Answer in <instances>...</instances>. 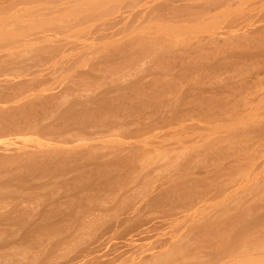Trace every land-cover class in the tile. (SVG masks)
I'll use <instances>...</instances> for the list:
<instances>
[{"label":"bare ground","instance_id":"bare-ground-1","mask_svg":"<svg viewBox=\"0 0 264 264\" xmlns=\"http://www.w3.org/2000/svg\"><path fill=\"white\" fill-rule=\"evenodd\" d=\"M261 54L264 0H0V88H13L8 93L0 89V165L5 167L0 173H11L0 179V209L9 204L0 210V264H264V205L258 207L256 200L245 204L233 195L250 183L249 194L264 186V157L250 162L253 152L249 163L243 161L249 151L244 141L257 133L264 138V77L257 96L255 80L251 93L247 78L239 74L241 82L234 87L244 85L249 92L241 96V89L228 87L226 95L239 92L243 103H251L240 112L234 108L228 114L224 105L218 107L238 95L231 91L226 97L218 85L217 93L228 98L225 103L224 96L218 94L223 101L216 99L212 91L214 80L221 79L218 72L225 71L224 56L242 61L244 69L238 71L245 73L250 66L249 72L256 74L264 68ZM236 63L233 68L241 67ZM192 68H206L215 79L207 81L204 71L203 76ZM182 72L201 74L200 79L191 77L198 92L211 78L206 89L212 86L218 97H208L210 91L204 88L207 97L194 92L203 96L191 99L198 109L211 105L217 106L215 111L200 114L199 109L194 111L200 115L194 113L196 120L193 114L190 121L186 115L188 120H179L176 115L184 116V105L193 103H184L193 86L183 77L192 90L186 94L180 89ZM167 92L176 93L175 102L160 97L171 96ZM158 98L163 106L170 104L172 118L161 116L158 126L143 120L149 125L125 128L131 115L138 117L137 111H157L161 105L153 101ZM148 107L155 109L146 112ZM52 116L67 122L55 123ZM164 131L175 138L165 140ZM220 171L227 173L229 184L217 181ZM53 186L70 191L64 193L63 206L22 207L10 201L55 197ZM210 187L216 191L201 202ZM148 201L150 211L157 212L159 204L165 209L168 202L180 212L136 217L108 236ZM203 206L214 214L194 219L192 213H201ZM64 213L65 222L55 223V216ZM36 216L40 223H35ZM15 225L19 230L12 229ZM144 227L153 231L143 232ZM36 231L46 239L60 237L51 243L44 239L47 244L41 236L36 242ZM18 232L27 240L34 235L31 245L27 241L19 247L26 239L15 240ZM43 244L49 246L38 254Z\"/></svg>","mask_w":264,"mask_h":264},{"label":"rangeland","instance_id":"rangeland-1","mask_svg":"<svg viewBox=\"0 0 264 264\" xmlns=\"http://www.w3.org/2000/svg\"><path fill=\"white\" fill-rule=\"evenodd\" d=\"M256 38H257V37H256ZM259 56H260V57H259ZM259 56H258V57H259V61L261 62V59H262L261 56L264 57V55L261 54V55H259ZM225 57H226V56H224V58H222L225 62L222 61L221 64H224V65H225V63H227V64L225 65L226 67L224 66L225 71H226L227 68H228V69H229L230 67H231V68H230V71H228V72H227V71H226V72H225V71L220 72V71H219L220 69L218 68V71H219L218 73H219V74H218L217 78H221V79H220V80H217V82L219 83L222 79H224V80L221 81V83L223 84V83H225L226 80L228 81L229 79L234 78V79H236V80H233V79H232V80H233V81H232L233 84L231 83V80L228 81V82H230V84H231L232 86H230L228 83H225V86L228 84V85H227V88H226V87H225L224 85H222L221 83L217 84L216 79H215V76H214V75H213L214 77L211 76L210 72H208V70H206V68H204V69L201 68L202 71H201L200 69L194 70V69L192 68L194 71H193L192 69H190V70H192L193 73H194L195 71H199V73L202 72V75L204 76V72H205V75H206V78H207V79L205 78V80L208 81V77L214 78L215 80L213 79V80H214V83H213V82H211V80H210L211 78H209V81H210L211 83H210V82H207V85H206V83H205L204 85H200V83H199V85L201 86V88L199 87V89H202V88H203V89H202L203 91L201 90V91L203 92V93H202L201 91H199V92L197 91L198 89H197L196 87H198V84H197V85L194 84V85H195V87H194V86L192 85L193 82H191V80L193 81L192 78H194V77H192V76L195 75L196 73H195V74H190V75L188 74V75H187V74H185V73H188V72H185V73L182 72V75L179 74V76H181L180 79H181V78L183 79V80L181 79V80H182V81H181L182 84H181V88H180V89H182V90H186V92H187L186 94H188V90L190 89V88L187 89V87H191V86H193V87L196 89V90H195V89L192 87V89H193L192 93L186 95L187 97L184 96V97L187 98V99H186V100L183 99V100H185V102H184L183 100H182V102L187 103L186 101H188L189 99H191V97H192V99L195 101L196 98H198V97H202V96H203V95H202V96H198V97H197L198 93H199V94H204V96H205L207 93L204 92V91H205V89L208 87V83H210V85L213 83L212 86H214V88L212 89V91L215 90V91H216L215 93H216L217 95H218V94L220 95V94L222 93V91L224 92L223 94L226 95V94L228 93L227 90H229L230 87H232V88H230V89H232V90H233V89L235 90V89L237 88V91H239L238 89H241V94H242V93L246 94V93L249 92V91H251V93H252V91L255 90V89H254V88H255V85L252 84V83H254V80H255V83H256V85H257V86H256V96L261 94V92H262V88L258 87V83H260V82H261V79L264 77V72H263V71H264V68H262L263 70L260 69V71L257 70V71H259V72L256 71V74H255V73L252 74V73H251L252 70H251V68H250V66H249V64H248L249 68H248V66H246L245 68L250 69V70L246 69V71L248 70V73H249V74H250V73L252 74V76H251V75H249L248 73H246V71H245V73H244V71L242 72V70H243L244 68L242 67L243 65H242V63H241L242 61H240V59L237 60L235 56H232V57L230 56V57L232 58L231 60L228 59V58H230V57H226L227 59H225ZM234 57H235V58H234ZM256 57H257V56H256ZM258 57H257V58H258ZM233 58L235 59V61H233ZM260 58H261V59H260ZM195 59H196V58H195ZM147 60H149V59H147ZM226 60H229V61H226ZM236 60L239 61V62L241 63V67H239L240 65H239V66L237 65V66H235L236 68H235V67L233 68L234 63H236ZM262 60H264V59H262ZM232 61H233V62H232ZM145 62L147 63V65H150V64H148V62H150V61H145ZM228 62H230V63L232 62L233 64H232V63L230 64V63H228ZM249 62H250V61H249ZM256 62H258V60H257ZM260 62H259V63H260ZM146 63L143 65L144 67H145V66L147 67ZM240 63L237 62L236 64H240ZM236 64H235V65H236ZM256 64H257V63H256ZM151 65H152V66H148V68L151 69V67H153L154 64H151ZM227 65H228V66L231 65V66H230V67H227ZM221 66H222V68H223V65H220V67H221ZM178 67H179V66H177V68H178ZM222 68H221V69H222ZM232 68H233L234 70L237 69V68H242V70L240 69L241 72L238 71L239 69H237V71H233ZM195 69H196V68H195ZM228 69H227V70H228ZM177 70H178V71H177ZM177 70H175V71H176L177 73H179V68H178ZM222 70H223V69H222ZM150 71H151V70H150ZM152 71H153V70H152ZM203 71H204V72H203ZM249 71H251V72H249ZM235 72H237V73H235ZM177 73H176V75H177ZM189 73H192V72H189ZM197 73H198V72H197ZM206 73H207V74H206ZM233 73H234V74H233ZM243 73H244V74H243ZM184 74H185V76H188V77L183 76ZM209 74H210V75H209ZM212 74H214V72H212ZM232 74H233V75H232ZM235 74L237 75V76H236L237 78L234 77ZM238 74L240 75V78H241V76H242L243 79H244V78H245V79L247 78V79L249 80L248 82H250V85H251V86H249V83L247 82V79H246V83H247V84L245 83V84H246L245 86H246V87H247V86L249 87V88L247 87L248 89L252 88V86H253L254 88H252L251 90L247 91V88H246V90L244 89V88H245L244 85H243L244 88H243V86H241L240 88H238V85H237V87H234V85H235L234 82H236L237 80L240 79V78L238 77ZM241 74H243V75H241ZM246 74H247V75H246ZM149 75H150V74H149ZM197 75H198V74H196L195 77H196ZM199 75H201V74H199ZM199 75H198V76H199ZM207 75H209V76H207ZM215 75H216V71H215ZM248 75H249V76H248ZM150 76H151V75H150ZM177 76H178V75H177ZM179 76H178V77H179ZM203 76H202V78H203ZM243 76H244V77H243ZM250 76H251V77H250ZM146 77H149V76H146ZM183 77H184V78H187V81L189 82V84L191 83V86H188V82L185 81L186 79H184ZM191 77H192V78H191ZM196 78H199V79H200V76H199V77H196ZM202 78H201V79H202ZM145 79H146V78H145ZM146 80H147V79H146ZM194 80H196V79L194 78ZM213 80H212V81H213ZM240 80H241V79H240ZM252 81H253V82H252ZM194 82H195V81H194ZM238 82H239V81H237L236 84H238ZM240 82H241V81H240ZM240 82H239V83H240ZM251 82H252V83H251ZM183 85H186V86L184 87ZM210 85H209V86H210ZM218 85H219V86H222V87H219ZM206 86H207V87H206ZM212 86L210 87V89H206V90L210 91L211 88H212ZM1 87H2V86H1ZM3 87H4V86H3ZM3 87H2V88H3ZM218 87H219V90H218L219 92L223 89V90L221 91V93H217V92H218V91H217ZM228 87H229V88H228ZM2 88H0V89L3 90V92H4V89H5V91H6L7 93H8V91H12V89H13V88H12L11 90L8 89V88H10V86H8V88H7V87H4V89H2ZM6 88H7V89H6ZM204 88H205V89H204ZM224 88H225V89H224ZM242 88L244 89V92H242V91H243ZM192 89H190L189 92H191ZM232 90H230V93H231ZM212 91L209 92L208 97H212V96H213L212 98L215 99V98H214V95H216V94L213 95ZM1 92H2V91H1ZM6 92H4V93H6ZM194 92L197 93V95H196ZM232 92H233V93H231L232 95H233V94H234V95H235V94H236V95L239 94V92H236V93H235V91H232ZM9 93H10V92H9ZM163 93H164V92H163ZM168 93H170V92H167V95H171V93H170V94H168ZM193 93H194V94H193ZM211 93H212V94H211ZM230 93H229V94H230ZM172 94H174V93H172ZM192 94L194 95V98H195V99L193 98V95H192ZM223 94H221V95H222L221 97L224 96ZM229 94L226 95V97H228ZM241 94H240V95H241ZM244 94H242L241 96H244ZM165 95H166V91H165ZM165 95H162V96H160V97H162V98L165 97V99L168 98V99H166L167 102H168V100H169V101L172 103L171 99H173V102H175L174 100H175V98H176V97H175V96H176V93H175V96H174V95H171V96H167V97H166ZM189 95H190V98H188ZM191 95H192V96H191ZM210 95H211V96H210ZM217 95H216L215 97H218V96H219V95H218V96H217ZM234 95H233V96H234ZM236 95H235V98L237 97ZM163 96H164V97H163ZM173 96H174V97H173ZM195 96H196V97H195ZM233 96H232V97H233ZM241 96L238 95V99H237V100H238L239 102L241 101V99H239ZM205 97H207V95H206ZM221 97L219 96V97L216 98V99H220ZM226 97L224 96V101H225V103H226V100L228 99V98L226 99ZM66 98H68V96H67ZM69 98H70V97H69ZM170 98H171V99H170ZM230 98H231V96L229 97V101L227 100L229 104L232 102V100H230ZM165 99H164V100H165ZM192 99L189 100V101H193ZM222 99H223V98H222ZM231 99H234V97L231 98ZM157 100H158L157 103H156V101H153V102H154L153 104H154L155 106H158L157 104H159V105H161V107L158 106V108L156 107L157 111H156V110L153 111L154 113L157 112V113H155V114H156V115H155V116H156L155 119H158L159 116H160V117H161V116H163V117H164V116H168V118H170V117H171V114H170V112H171V111H170L171 107H170V109H169V107L167 106V105L170 106V104H168L169 102L167 103V105L165 104L166 106H163V104H164V103H162V102H163V101H162L163 99L161 100V99L158 98ZM159 100H161L162 102H160ZM220 100H221V99H220ZM237 100H236V101H237ZM194 101H193L192 104H190L189 102L187 103L189 109H191V110H189L191 114H187V113H189L188 110H187L188 107L186 108L187 104L184 105V108L186 109V111H185L184 109H182V111H183V110L185 111V112H184L185 114H184L183 112H180V113H183L184 116H185V115H186V116H189V117H188L189 120L186 119V118H187L186 116L184 117V116H182L181 114H180V115H176V116H178L179 120H183V118H184L185 120H188V121L192 120L193 118H194L193 120H196V119H197L196 117H197L198 115L196 114L197 112H194V111L200 109V110H199L200 112L198 111V113L202 114V111L206 109V106H205L203 109H202V108H199V109H198V108L196 107L197 105L194 103ZM221 101H223V100H221ZM234 101H235V100H233V102H232L231 104L236 103V101H235V102H234ZM158 102H160V103H158ZM239 102L237 103V106H236V107H235L236 104H234V105L232 106L231 104L228 105V103L224 104V102H223V103L221 102V103H222V104L220 103L221 105L218 103V107H219V106L222 107V106L224 105L225 107H223L222 109H223L224 111H225V109H226L227 113L229 114V113H232L231 110L234 109V108H235L234 110H236V111L240 109L239 111H237V112H240V111H242V110H244V109H247L248 107L251 106V103H247V102H246V103H247V104H246V103L244 102V103H245V104H244V103L241 101L240 104H239ZM155 103H156V104H155ZM161 103H162V104H161ZM241 103L243 104V106H242ZM2 104H4V103H1V102H0V105H1V106H2ZM153 104H152L151 106H153ZM182 104H183V103H182ZM182 104H180V105H182ZM193 104L195 105V107H196L197 109H195V107L193 106ZM190 105H191V106H190ZM1 106H0V107H1ZM3 106H5V105H3ZM149 106H150V105H149ZM155 106H154V107H155ZM192 106H193L194 108H190V107H192ZM213 106H214V105H213ZM213 106H212V107H213ZM229 106H231V108H230ZM239 106H241V108H240ZM154 107H153V109H155ZM180 107H181V106H179V108H180ZM182 107H183V106H182ZM210 107H211V105H210L209 107H207L208 109H206L204 112H206V111L208 112V110H209V112H212V111H215V109H217V108H216L217 106H216V107L214 106L213 109L211 108L212 110L210 109ZM226 107H227V108L229 107L228 110H230V112H228V110H227ZM232 107H233V108H232ZM149 108H150V107L145 108V109H148V110H146V112H147V111L151 112V111L153 110L152 107H151V109H152L151 111H150ZM224 108H225V109H224ZM38 109H39V108H38ZM201 109H202V110H201ZM158 110H159V112H158ZM180 110H181V109H179V111H180ZM210 110H211V111H210ZM142 111H144V110L142 109V110H140V111H137V112L139 113L138 117L140 116V113H141V114L143 113L142 115H143L144 118H142V116H141V118L138 119V117L136 116L137 113L131 115V119H130L129 117H127L128 115L123 116V117H125L126 122H127L128 119H130V122H131V124H129L130 122L128 121V122H129L128 124L130 125V127H129V126L126 127V126H127V123H126V126H125L126 129L129 128L130 130H134V129H136L137 127L142 126V125H143V126H148L149 124H147V125L145 124V123H147V121H148V123H150V124H151V122H153L154 124L156 123V124L153 125V126H158L157 123L160 124L161 119L164 120V118H165V117H164V118H163V117H161V118L159 117V122H158V120H155V119H152V118H151V117L154 116V115H153L154 113H152V114L150 113V114H149L148 112H147V113H144L145 111H144V112H142ZM191 111H192V112H191ZM194 113H195V116H196V117L194 116ZM227 113H226V114H227ZM144 114H146V115L148 114L147 117H149V118L146 117L147 119H145V115H144ZM178 114H179V113H178ZM192 114H193V115H192ZM149 115H151V116H149ZM158 115H159V116H158ZM169 115H170V116H169ZM191 115L193 116V118H191V117H192ZM132 116H133V118H134V116L137 117L136 119L139 120L138 123H140V122L143 121V120L145 121V123H144V122H141L140 124H138V123L136 122V123L134 124V120L136 121V119L134 118V120H133V119H132ZM155 116H154V117H155ZM157 116H158V117H157ZM190 116H191V117H190ZM199 116H200V115H199ZM199 116H198V117H199ZM52 117H53V116H52ZM52 117H50L51 119H50L49 117H47V120L49 119L48 121L51 122ZM154 117H153V118H154ZM53 118H54V117H53ZM120 118H122V117H120ZM150 118H151V119H150ZM171 118H172V117H171ZM178 118L175 117V121H176V122L179 121ZM190 118H191V119H190ZM37 119H38V118H37ZM55 119H56V118H54L53 120H55ZM57 119H58V118H57ZM57 119H56V120H57ZM165 119H167V117H166ZM42 120H43V119H42ZM44 120H45V122H47L46 119H44ZM53 120H52V121H53ZM56 120L54 121L55 123H57V122L59 123V122L61 121L62 124H64L63 122H67V121H62L63 119H60V118H59L60 121H56ZM131 120H132V121H131ZM146 120H147V121H146ZM153 120H154V121H153ZM163 120H162V121H163ZM21 121L23 122V121H25V120H21ZM34 121H35V119H34ZM39 121H41V120H39ZM150 121H151V122H150ZM172 121H174V120H172ZM175 121L173 122V124L176 123ZM188 121H187V122H188ZM22 122H21V123H22ZM42 122H43V121H42ZM43 123H44V122H43ZM132 123H133V124H132ZM143 123H144V124H143ZM161 123H163V122H161ZM171 123H172V122H171ZM66 124H68V125L70 124V125H71V122H70V123H66ZM134 125H135V128L133 129ZM160 125H161V124H160ZM162 125H163V124H162ZM64 126H66V125H64ZM94 128H96V127L94 126ZM131 128H132V129H131ZM94 130H95V129H94ZM127 130H128V129H127ZM160 133H161V132H160ZM162 133H163V131H162ZM162 133H161V135H162ZM164 133H166V134H163V135H165V138H168V139H165V140H172V139L175 138V137L172 138L174 134H172V135H171V133H170V134H167V131H166V132L164 131ZM256 133H257V131H256ZM67 134H68V133H67ZM257 134H258V135H257L256 137H254V135L251 134V135H253V137H251L252 139H251V138H248L249 141H247V140L244 141V142L246 143V144H244V147H246L245 150H246L247 148H249V149H248L249 151H248V153H247V155H246L247 157L243 159L244 162L247 161V159H250V158H251L250 156H252L253 154H254L256 157H254V155H253L252 160L250 159V162L256 159L255 161H256L257 163H259V162H258L259 160H257V158H259L260 160H261V159L263 160V157H264V138H263V139L260 138L261 136L259 135V133H257ZM6 135H8V134H6ZM9 135H11V134H9ZM48 135H49V134H48ZM48 135L46 134V136H48ZM95 135H98V134H95ZM163 135H162V136H163ZM168 135H170V136H168ZM44 136H45V135H43V137H44ZM166 136H168V137H166ZM258 136H259V137H258ZM158 137L161 138L160 135H159ZM249 137H250V136H249ZM163 138H164V137H163ZM171 138H172V139H171ZM259 138H260V140H258ZM247 142H248V143H247ZM249 143H250V144H249ZM145 148H147L146 151H148V150H150L149 148H151V147H147V146H146ZM250 149H251V150H250ZM250 151H251V152H250ZM253 152H254V153H253ZM252 153H253V154H252ZM150 154H151V153H150ZM251 154H252V155H251ZM103 158H104V157H103ZM103 158H102V159H103ZM106 158H107V157H106ZM253 158H254V159H253ZM99 159H101V157H100ZM245 159H246V160H245ZM262 160H261V161H262ZM244 162H243V163H244ZM245 163H249V160H248L247 162H245ZM207 164H208V163H207ZM2 165H3V164H2ZM205 165H206V164H205ZM209 165H210V164H209ZM0 166H1V165H0ZM209 167H210V166H209ZM4 168H5V167L1 166L0 169H4ZM16 170H17V169H15L14 171H16ZM17 171H18V170H17ZM17 171H16V172H17ZM3 172H4V171H3ZM3 172L0 173V179L4 181V178H2L1 175H3V177H4V176H6V177H10L11 173H10L9 176H7L9 173H6L7 175H4V174H2ZM220 172H221V173H220ZM220 172H219L220 174L218 173V175H219L220 177L217 175V179L219 178L217 181L220 180V181H219V182L221 183L220 185H222V183H223V184H224V183L226 184V183L228 182V179L226 178V177H227V175H226L227 173H226L225 171H220ZM4 173H5V172H4ZM12 174H13V171H12ZM17 174H18V173H17ZM17 174H15V175H17ZM223 174H224V175H223ZM225 175H226V176H225ZM223 176H225V178L227 179L226 182L222 181V179L224 178ZM207 178H208V177H207ZM225 178H224L223 180H226ZM5 179H7V178H5ZM257 179H259V178L257 177ZM208 180H209V179H208ZM230 182H231V181H230ZM256 182H257V181H256ZM50 184H52V180H51V183H50ZM218 184H219V183H217V185H218ZM227 184H229V182H228ZM203 185H204V184H203ZM204 186H205V185H204ZM252 186H253V185H252L251 183H250V184H247V185H244V186H242L241 188H239V190L236 191L233 195H234V196H241V199H240V200H242L241 202H242V203H245V204H246V203H249L251 200H256V204L259 205L258 207H261L262 204L264 205V186H261V185H260V186H259V185L256 186V189H255L254 191H252V193L249 194L248 191H250L249 189L252 188ZM215 187H217V186H215ZM215 187H212L213 189H211V187L207 189V190L209 191L208 194H210V192H211L212 190H214V191L211 192L210 195L207 194V192H208V191H207V192H205L206 195H205V193L203 194V195L206 196V197L204 196L205 198H204V197L202 198V197H201L202 195L200 196V200H201V202H202V201H208L207 199H210V198H211L210 196L213 194V192L216 191V190H215ZM210 189H211V190H210ZM74 190H77V191L79 192V194H81V193L83 192V189H81V188H79V187L75 188ZM74 190H73V191H74ZM53 191L55 192V197L44 198V197L38 196L35 200H26V199H25V200H22V199H20V198H18V197H15V198H13V199H11V200H10L9 198H7L6 200H10V201H13V202H17V204H18L19 206H22V207H24V206H36V205H41V204H42L45 208L50 207L52 204H57L58 206H63V204H64V202H65V200H66V198H67V197L65 196L64 193H68V192H70V191L67 190L66 188H64L63 186H61V187H60V186H53ZM84 191H85V190H84ZM59 194H62V196H58ZM101 195H102V194H101ZM209 197H210V198H209ZM197 199H198V200H195V201L198 202V203H200L199 197H198ZM161 204H162L164 207H165L166 204H167V206L169 205L168 202H166V204H165V202H163V203H161ZM150 205H151L150 201L146 202L145 204H143L142 209H140L139 211H137L136 213H134L133 216H131V217H129V218H126V219H124V220L118 222V223L115 225V227L111 229V231H110V233H109L108 236H109V237H113L114 235H116L120 229H122L123 227H126L127 225H130L131 222H132L136 217H137V218H141V219H146V218H149V217H152V216H155V215L160 214L161 211H162L163 213H165L164 211H166V213H167V211H168V213H174V210L176 209V207L174 208V210H173V208L170 209L171 207H169V206H170V205H169V206H168L169 208H167V206L165 207L166 210L163 208V206H162L163 209L160 210V209H161V208H160L161 206H159V205H160V204H159V205H158V209H159V210L157 209V212H158V213H157V212H155V210H154V211H153V210H152V211L148 210ZM260 205H261V206H260ZM8 207H9V204H6V205L4 206V208H2V209H0V210H7ZM167 209H168V210H167ZM169 209H170V210H169ZM177 209H178V212H180V210H179L180 208H177ZM177 209L175 210V213L177 212ZM201 210H202L201 213H192L194 219H201V218L204 217V216L207 217V216H210V215H213V214H214V213H208L209 208H206V206H203ZM159 211H160V213H159ZM95 212H96V211H95ZM0 213H3V212L0 211ZM179 214H184V215H186L187 213H179ZM67 215H68V214L64 213L62 217L55 216V221H54V222H55V223L57 222V224H58V223L60 224L61 222H65ZM106 218H107L108 220L111 219V217H109L108 214H106ZM34 219H35V223H40V222H41V217L36 216ZM182 221H184V220H182ZM223 224H224V223H223ZM13 228H14V230H19L18 227H17V225H15L14 227H12V229H13ZM261 229L264 230V225H263V227H262ZM138 230H139V229L134 230L133 232H134V233H139L140 230H139V231H138ZM152 231H153V230H152L151 228H149V227H144V229H143V232H152ZM36 232H37V231H36ZM2 233H3V232H2ZM37 233H38L40 236H39V235L36 236ZM37 233H36V235H35V238L37 237V238H36V239H37L36 242H37L38 240H40V239H38L39 237H41V236L43 237V236H44V234L41 235L39 232H37ZM34 234H35V233H34ZM17 235L19 236V232H18L16 235H13V237L16 238V239H15V238H13V239L17 240L18 242H21V240L27 238V237H26V238H24V237H23V238H19L21 235H20L19 237H18ZM32 236H34V235H32ZM32 236H31V238H32ZM48 236L50 237V236H52V235H48ZM21 237H22V236H21ZM42 237H41V239H42ZM44 237H45V236H44ZM44 237H43V240L46 239V237H45V238H44ZM54 237H55V235H53L51 238H54ZM59 237H60V236H58V238H59ZM9 238H10V237H9ZM29 238H30V236H29ZM29 238H28V240L26 239L25 242L22 241V242H24V243H22V244L17 243V245H19V247L22 246V245H26V244H27V241H29L28 244L31 245L30 242H31L32 240H34V237H33L32 240H31V238H30L31 241L29 240ZM51 238H47L46 240L50 241ZM55 238L58 239L57 237H55ZM55 238H54V240H55ZM20 239H21V240H20ZM46 240H44V242H45ZM51 241H52V240H51ZM51 241L48 242V243H51ZM32 242H33V241H32ZM40 242H43V241H40ZM45 243H47V242H45ZM45 243H44V244H45ZM48 243H47V244H48ZM44 244H43V246H44ZM32 245H33V244H32ZM43 246H41V247H42V248H41L42 250H39V247H38V251H37V248L34 247V248H36L35 250L37 251L38 254H42L43 251H45V249H46L49 245H48V246L46 245L47 247L44 246V250H43ZM34 248H32V250H33ZM40 251H41V252H40ZM39 252H40V253H39ZM116 252H117L118 254H120V252H119L118 250H116ZM135 254L137 255V253H135ZM42 255H43V254H42Z\"/></svg>","mask_w":264,"mask_h":264}]
</instances>
